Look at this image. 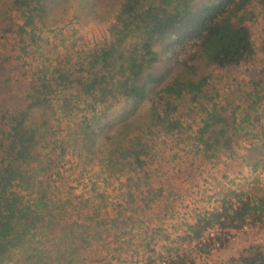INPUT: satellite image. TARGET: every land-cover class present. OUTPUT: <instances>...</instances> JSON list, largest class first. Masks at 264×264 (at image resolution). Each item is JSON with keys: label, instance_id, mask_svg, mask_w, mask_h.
I'll return each instance as SVG.
<instances>
[{"label": "rangeland", "instance_id": "374dc122", "mask_svg": "<svg viewBox=\"0 0 264 264\" xmlns=\"http://www.w3.org/2000/svg\"><path fill=\"white\" fill-rule=\"evenodd\" d=\"M206 1L193 0L196 5ZM122 2L49 0L35 28L20 35V12L14 9L13 0H0V60L7 58L6 68L14 69L13 81L8 84L12 91L8 94V89L0 86V100L16 105L27 85L38 77V68L76 63L78 51L89 53L113 42L111 29ZM247 9L255 13L249 23L257 51L254 60L229 69H218L202 60L192 62L200 75L209 76L204 93L212 100L203 98L197 104L184 96L174 101L169 116L178 126L173 129L167 128L168 123L159 126L150 121L153 110L144 112L156 99L152 96L154 89L184 69V56L166 61L169 67L165 80L151 85L148 91L152 101L134 105L121 100L101 116V130L93 141H86L84 132L76 133L79 121L91 113L81 111L87 107L82 101L72 109L65 106L68 90L59 89L50 105L33 112L38 123L45 121L39 131L41 156L33 164L39 172L34 184L16 191L28 204L46 194L48 212H43L41 231L25 245L26 252H16L14 261L8 259L6 264H49L57 250L66 249L74 253L77 264H163L177 255L184 256L187 264H231L227 258L230 241L235 246L244 242L245 249L253 246L264 250V221L227 232L216 226L206 230L200 240L188 238L192 235L190 227L199 217L220 209L223 198L232 190L264 192V108L254 113L260 118L253 124L241 123L243 128L234 134L229 146L213 145L208 150L199 141L212 103L216 108L227 107L226 114L236 111L239 122L256 83L264 91V57L260 50L264 0H252ZM7 23H13L9 35L4 32ZM137 40L134 36L123 43L129 46ZM155 49L161 51L160 46ZM163 54L170 57L171 53L165 50ZM261 104L264 107V101ZM156 105L163 114L166 105ZM139 115L134 120L140 124L137 129L122 131V127L116 131L123 121ZM144 131H151L140 140L146 143L149 154L143 156L145 163L138 165L123 151L131 148L132 137ZM203 244L209 246L208 251L201 249ZM30 253L34 258L24 260Z\"/></svg>", "mask_w": 264, "mask_h": 264}, {"label": "trees", "instance_id": "16d2710c", "mask_svg": "<svg viewBox=\"0 0 264 264\" xmlns=\"http://www.w3.org/2000/svg\"><path fill=\"white\" fill-rule=\"evenodd\" d=\"M251 1L207 0L196 5L193 0H123L111 29L115 35L113 42L89 53L78 51L76 63L58 64L53 69L38 68L35 72L38 77L27 85V91L16 105L0 100V264L14 261L12 256L16 252H26L25 245L41 231L43 212H48L46 194L38 195L28 204L24 195L16 191V188L34 184L39 172L33 164L41 156L38 146L42 135L39 131L45 121L38 123L33 112L38 107L50 105L58 96L59 89L68 90V98L63 104L70 105L72 109L82 101L87 103V107L81 111L91 113L82 117L76 133L81 135L84 132L86 141H93L101 130L98 125L101 116H105L121 100L134 105L146 99L150 101L148 91L151 85L165 80L169 67L166 61L184 56L181 61L184 69L161 88L154 89L152 96L156 99L151 100L152 106L144 112L151 113L153 110L150 121L156 125L168 123V129L175 128L178 123L172 122L169 116L175 108L174 101L184 96H189L190 101L197 104L203 98L212 100L204 93L209 76L200 75L192 62L202 60L206 65L229 69L254 60L257 51L249 23L255 13L247 9ZM48 3L49 0H13V7L20 12L22 20L18 29L20 35L35 28L37 20L46 13ZM6 26L8 28L5 27L4 32L9 35L13 31V23ZM134 36L138 40L125 46L128 38ZM155 46H160L161 51ZM165 50L171 53L170 57H163ZM260 50L264 57V37ZM4 59L0 60V86L8 89L9 94L12 89L8 84L13 81L14 69L6 68L7 58ZM256 84L247 96L250 104L244 109V117L239 122L236 111L226 114L227 107L216 108L217 105L212 103L213 108L208 109L200 129L199 141L205 149L209 150L213 145L217 148L229 146L234 134L243 128L242 122L251 125L254 120H259L260 116H254V113L264 108L261 104L264 91ZM160 103L167 107L163 114L157 110L160 105L156 104ZM141 115L123 121L116 131L119 132L122 127V131L137 129L140 124L134 120ZM150 133L144 131L132 137L131 148H125L123 155L131 157L135 164H144L143 156L148 155L149 150L145 147L146 143L140 140ZM263 221L264 192L232 190L223 198L220 209L199 217L195 226L190 227L192 235L188 238L200 240L206 230L216 226L227 232L250 222ZM217 238L221 241L220 236ZM210 240L215 242L213 237ZM208 247L203 244L201 249L208 251ZM35 250L38 251L37 247ZM73 254L68 249L57 250L53 262L49 264H77ZM33 258L30 253L24 260ZM167 263L187 264L182 255L167 260ZM189 264H194V261ZM231 264H264V250L249 246L240 256L232 259Z\"/></svg>", "mask_w": 264, "mask_h": 264}, {"label": "crops", "instance_id": "0c3cea01", "mask_svg": "<svg viewBox=\"0 0 264 264\" xmlns=\"http://www.w3.org/2000/svg\"><path fill=\"white\" fill-rule=\"evenodd\" d=\"M229 245V246H228ZM227 246H228V248L229 247H232L231 249H230V253H229V255L227 256V258H229L230 257V260H232V259H234L235 257H238V256H240L241 254H242V251L245 249L244 248V242L241 244V245H239V246H235V245H233V243H232V241H230V242H228V244H227ZM227 246H225V247H227ZM224 247V248H225ZM227 248V249H228ZM244 248V249H243ZM223 249V248H222ZM221 249V250H222ZM243 249V250H242ZM221 250H219V251H221ZM217 252V251H216Z\"/></svg>", "mask_w": 264, "mask_h": 264}, {"label": "built area", "instance_id": "2783aa9c", "mask_svg": "<svg viewBox=\"0 0 264 264\" xmlns=\"http://www.w3.org/2000/svg\"><path fill=\"white\" fill-rule=\"evenodd\" d=\"M163 264H168L167 262H163Z\"/></svg>", "mask_w": 264, "mask_h": 264}]
</instances>
